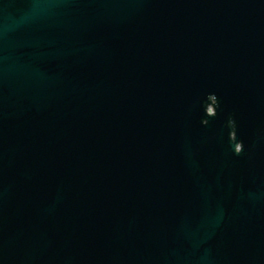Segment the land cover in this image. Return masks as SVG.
Listing matches in <instances>:
<instances>
[{
    "label": "water",
    "instance_id": "water-1",
    "mask_svg": "<svg viewBox=\"0 0 264 264\" xmlns=\"http://www.w3.org/2000/svg\"><path fill=\"white\" fill-rule=\"evenodd\" d=\"M0 264H264V0H0Z\"/></svg>",
    "mask_w": 264,
    "mask_h": 264
}]
</instances>
